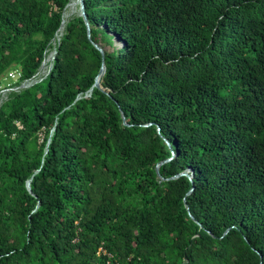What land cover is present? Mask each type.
Listing matches in <instances>:
<instances>
[{
    "label": "trees",
    "instance_id": "trees-1",
    "mask_svg": "<svg viewBox=\"0 0 264 264\" xmlns=\"http://www.w3.org/2000/svg\"><path fill=\"white\" fill-rule=\"evenodd\" d=\"M71 1L0 0V264H264V0Z\"/></svg>",
    "mask_w": 264,
    "mask_h": 264
},
{
    "label": "water",
    "instance_id": "water-1",
    "mask_svg": "<svg viewBox=\"0 0 264 264\" xmlns=\"http://www.w3.org/2000/svg\"><path fill=\"white\" fill-rule=\"evenodd\" d=\"M70 5H72V6H76V12H77V15L82 19V21H83V24H84V26H85V29H86V36H87V38H89V28H88V23H87V20H86V17H85V14H84V8H83V0H74V1H72V2H69V3H67L66 5H65V7L63 8V10H62V12L68 7V6H70ZM71 14V13H70ZM65 17H67V16H65ZM63 23H64V20H62L61 22H60V24H59V27H58V29H57V32L59 31V30H61L62 29V26H63ZM92 46H93V48L100 54V57H101V61H100V67H99V70H98V73H97V75L94 77V80H93V84H92V86L90 87V89L86 92V93H90V91L92 90V88H95V89H97V90H100V91H103V88L100 86V77L103 75V73H104V65H103V59H102V55H103V52H102V50L96 45V44H94V43H92ZM52 59V58H51ZM50 59V60H51ZM43 62H41V64H40V68H39V71H40V69H42V67H43ZM38 71V72H39ZM36 75V74H35ZM31 80V79H30ZM27 81H23L18 87H16V88H14V89H10V90H18V89H24V88H26L27 87ZM7 91V89L6 90H2V91H0V94H2V93H5ZM105 94H107L106 92H104ZM76 99H78V96L76 97ZM120 118H121V121H122V124L123 125H126L125 124V122H124V118H123V116H122V114H120ZM149 124H147L146 126H148ZM49 137V136H48ZM48 145V138H47V140H46V143H45V147L44 148H46V146ZM46 153V149H44V151H43V154H45ZM174 155L171 153L170 154V157L168 158V159H165V160H163V161H161V162H159L156 166H155V173H156V175L158 176V171H157V166L158 165H161V164H163V163H166V162H168V161H170L171 160V158L173 157ZM185 174L184 173H179V174H177V175H175V176H173V177H171V178H169V179H167V180H170V179H174V178H176V177H178V176H184ZM159 179L160 180H162L160 177H159ZM25 188H26V190L29 192V180H27L26 182H25ZM192 189H190L189 190V192L191 191ZM187 209V208H186ZM188 217H189V219L190 220H193V218H192V216L191 215H189L188 214Z\"/></svg>",
    "mask_w": 264,
    "mask_h": 264
},
{
    "label": "rangeland",
    "instance_id": "rangeland-1",
    "mask_svg": "<svg viewBox=\"0 0 264 264\" xmlns=\"http://www.w3.org/2000/svg\"><path fill=\"white\" fill-rule=\"evenodd\" d=\"M72 2V1H71ZM76 12V6H73L72 8H71V10H69V8H66L65 9V11H64V14L66 15V16H68V15H70V13H75ZM52 58V54H49L48 56H47V58L45 59V64L43 65V67H42V69L38 72V74H40L41 75V73L43 74L44 73V71L46 70V64H47V62H49L50 61V59ZM6 75V80L5 81H3L6 85H11V84H14V82H15V77H14V75H17V74H15L13 71H7V73L5 74ZM4 79V78H3ZM14 89V88H13ZM0 96H3V93L2 94H0Z\"/></svg>",
    "mask_w": 264,
    "mask_h": 264
},
{
    "label": "built area",
    "instance_id": "built-area-1",
    "mask_svg": "<svg viewBox=\"0 0 264 264\" xmlns=\"http://www.w3.org/2000/svg\"><path fill=\"white\" fill-rule=\"evenodd\" d=\"M52 57H53V55H52ZM49 63V62H48ZM48 73V69L46 70V72H45V74H47ZM87 95H85L86 97L88 96V94L89 93H86Z\"/></svg>",
    "mask_w": 264,
    "mask_h": 264
},
{
    "label": "bare ground",
    "instance_id": "bare-ground-1",
    "mask_svg": "<svg viewBox=\"0 0 264 264\" xmlns=\"http://www.w3.org/2000/svg\"><path fill=\"white\" fill-rule=\"evenodd\" d=\"M49 67V66H48ZM44 76V75H43ZM4 99V98H3Z\"/></svg>",
    "mask_w": 264,
    "mask_h": 264
}]
</instances>
